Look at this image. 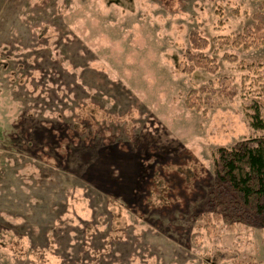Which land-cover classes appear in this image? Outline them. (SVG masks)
<instances>
[{
	"label": "rangeland",
	"instance_id": "obj_1",
	"mask_svg": "<svg viewBox=\"0 0 264 264\" xmlns=\"http://www.w3.org/2000/svg\"><path fill=\"white\" fill-rule=\"evenodd\" d=\"M258 12L262 0H0V264H264V223L203 219L216 149L261 135L249 113L264 91V47L214 38ZM192 32L214 73L187 70Z\"/></svg>",
	"mask_w": 264,
	"mask_h": 264
},
{
	"label": "trees",
	"instance_id": "obj_2",
	"mask_svg": "<svg viewBox=\"0 0 264 264\" xmlns=\"http://www.w3.org/2000/svg\"><path fill=\"white\" fill-rule=\"evenodd\" d=\"M264 6V0H262ZM253 24L245 27L241 33L234 37H218L214 41L223 48L231 46L241 48L244 51L256 50L264 47V14L255 13L252 16ZM190 50L184 55L191 66L202 68L209 73L217 70L215 60L204 54L203 50L208 46V41L200 37L196 32L189 35ZM224 60L236 61L232 55L224 54ZM251 67V66H250ZM257 75L253 80L256 87H262V74L258 75L257 69H253ZM260 91V90H259ZM201 93L209 91L202 87ZM259 101L250 108V128L261 135L253 140L239 142L230 148L218 147L215 152L216 189L208 195L207 209L211 211L203 216L209 223L215 221L222 223L227 229L234 226L259 220L264 223V120L260 115L258 106H264V91ZM222 96L231 99L237 94L234 88L222 87ZM198 91H190L185 98L188 109L199 111L206 102L197 98ZM260 95V93H259Z\"/></svg>",
	"mask_w": 264,
	"mask_h": 264
}]
</instances>
